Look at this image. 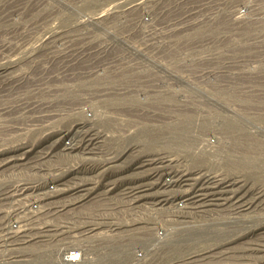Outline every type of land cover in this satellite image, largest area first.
<instances>
[{
	"label": "bare ground",
	"instance_id": "6f19581e",
	"mask_svg": "<svg viewBox=\"0 0 264 264\" xmlns=\"http://www.w3.org/2000/svg\"><path fill=\"white\" fill-rule=\"evenodd\" d=\"M55 36L20 43L0 80L28 76L22 65L44 74L59 55L39 51ZM125 41L96 43L94 59L124 54L88 71L45 74L26 124L12 126L20 137L0 152V264H23L21 253L60 236L85 242L58 247L57 264H264V93L202 89L207 77L187 80ZM76 218L85 226H68Z\"/></svg>",
	"mask_w": 264,
	"mask_h": 264
},
{
	"label": "rangeland",
	"instance_id": "374dc122",
	"mask_svg": "<svg viewBox=\"0 0 264 264\" xmlns=\"http://www.w3.org/2000/svg\"><path fill=\"white\" fill-rule=\"evenodd\" d=\"M180 1L0 0V63L14 54L20 43L25 48L26 43L32 42L29 48L35 46L38 49V43L51 32L56 35L54 45L41 47L39 55L42 60L47 59V53L48 57L51 52L59 55L48 64L44 74H41L40 64L33 70L29 68L30 71L22 65V72H28V76L0 80V120L5 123H0V152H6L16 144L14 141L20 136L12 126L26 124L30 112L29 108L23 107L36 103L37 89L45 74L53 70L88 71L93 63L99 65L124 54L117 47L106 52L107 56L94 59V45L103 41L125 39L134 47L144 44L146 55L153 54L161 65L171 64L169 70L187 80L207 77L204 80L207 84L201 86L202 89L249 94L245 98L247 101H251L252 93H264V0ZM97 17H100L98 24L82 23L87 18L91 21ZM151 31L160 32V35L149 36ZM87 40L90 43L84 48L85 55L77 59L74 67L71 65L72 54L82 50L81 46ZM148 40L162 43L149 50ZM6 42L18 44L16 48L14 45L2 48ZM261 102L264 103V98ZM8 138L11 140L5 142ZM6 157L8 155L3 154L0 160ZM4 159L1 165L6 163ZM89 213L90 210H84L85 216L79 218L95 222ZM69 222L68 226H77L74 229L85 226L79 224L78 218ZM64 223L60 222L59 226ZM81 238H53L48 245L21 253L23 264H57L58 247L76 245L75 249H78L84 246L85 241H76ZM95 241L110 244L97 239H90L87 244Z\"/></svg>",
	"mask_w": 264,
	"mask_h": 264
}]
</instances>
